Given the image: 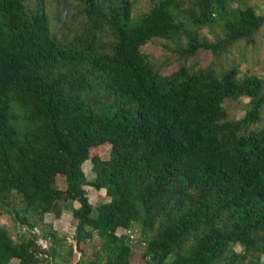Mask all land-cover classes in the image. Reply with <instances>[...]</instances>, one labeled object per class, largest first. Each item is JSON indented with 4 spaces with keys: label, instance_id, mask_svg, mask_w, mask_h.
<instances>
[{
    "label": "trees",
    "instance_id": "trees-1",
    "mask_svg": "<svg viewBox=\"0 0 264 264\" xmlns=\"http://www.w3.org/2000/svg\"><path fill=\"white\" fill-rule=\"evenodd\" d=\"M47 1L0 0V212L23 195L15 213L32 231V217L59 218L78 202V247L102 243L89 264H131L116 233L141 218L159 227L147 264H218L236 242L264 257V131H248L261 118L264 80L187 64L252 41L264 17L240 0H150L137 18L135 0H74L86 21L74 32L58 21L55 35ZM215 27L223 38L210 42L202 31ZM158 40L184 45L175 71L154 66L146 47ZM242 97L246 116L228 119L226 103ZM90 161L94 182L83 170ZM87 186L113 198L97 216ZM41 250L34 232L17 241L0 226V264H43Z\"/></svg>",
    "mask_w": 264,
    "mask_h": 264
},
{
    "label": "rangeland",
    "instance_id": "rangeland-1",
    "mask_svg": "<svg viewBox=\"0 0 264 264\" xmlns=\"http://www.w3.org/2000/svg\"><path fill=\"white\" fill-rule=\"evenodd\" d=\"M64 0H49L47 1V11L51 20V28L56 35L60 32L56 26L58 21L62 24V29L67 32H74V27L86 21L83 7L77 6L74 0H66L65 8L62 13L58 14V7L64 3ZM234 4H239L241 7L252 6L257 15L264 17V0H240L233 1ZM153 3L150 0H135L134 15L139 17L142 13L148 11ZM191 3L185 0L184 8H189ZM57 13V16H56ZM60 16V17H59ZM64 21L68 22L69 26L64 25ZM81 27L79 33L81 32ZM204 36L210 42H216L223 38V33L218 27L214 28V32L203 29ZM183 44H174L170 41L158 40L153 42L146 51L150 53L154 66L158 71L169 73L175 71L180 65V60L176 55V50L183 47ZM192 69H209L216 74H222L234 67L239 69V79L245 77H260L264 80V25L254 34L252 41L240 40L234 45L228 47L225 51L219 54H214L210 51H201L187 62ZM264 93V90H263ZM228 111V119L239 120L246 116L247 111L251 108V99L242 97L241 99L226 103ZM264 131V108L261 111V118L258 123L253 125L248 131ZM109 152L101 153L102 160L109 159ZM85 175L90 182L96 179V172L93 170V163L86 162L83 165ZM59 188L64 187L63 180L58 181ZM88 197L94 209L93 216H97V208L113 200L108 193L107 186L100 190H96L91 186H87ZM26 204L23 202V195L13 193L10 195L9 201L1 208L0 226L5 229L15 240L19 241V237L24 235L31 236L34 232L39 236V243L42 245L41 254L43 264H89L90 261H95L94 253L102 246L101 240L95 236L90 242L83 245L81 250L75 239L77 220L73 217V209L79 207L78 202H66L65 210L62 216L57 218L53 213H48L40 219L38 216L31 218V221L37 223V227L31 229L27 225H21L16 216L15 210L24 209ZM143 216V215H142ZM158 224L151 220L143 223L142 218L138 221H132L130 225L120 226L116 233V239L119 237L125 238L126 250L131 251V264H147L145 259L146 246L149 239L158 231ZM56 235V238L50 236ZM49 235L47 239H42V235ZM72 255L68 262L66 259ZM246 259V260H242ZM253 260L259 264H264V257L258 252L248 248L246 243H234L224 255V258L218 264H249ZM54 261V263H52ZM10 264H19L17 259H14ZM98 264H106L105 260H101Z\"/></svg>",
    "mask_w": 264,
    "mask_h": 264
}]
</instances>
